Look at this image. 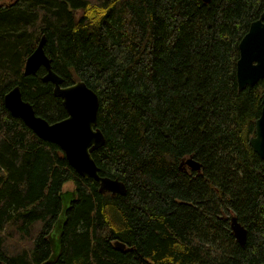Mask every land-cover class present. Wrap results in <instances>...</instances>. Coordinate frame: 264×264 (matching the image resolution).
<instances>
[{"label": "trees", "instance_id": "1", "mask_svg": "<svg viewBox=\"0 0 264 264\" xmlns=\"http://www.w3.org/2000/svg\"><path fill=\"white\" fill-rule=\"evenodd\" d=\"M2 1L0 260L47 259L58 194L71 181L62 251L46 264H264V159L248 142L264 78L238 91L235 73L238 41L264 0ZM41 34L63 82L84 79L98 94L106 140L92 154L125 194L100 191L5 107L3 94L19 84L36 114L66 115L43 66L23 74ZM189 155L199 170L179 167ZM7 230L21 246L5 245Z\"/></svg>", "mask_w": 264, "mask_h": 264}, {"label": "water", "instance_id": "2", "mask_svg": "<svg viewBox=\"0 0 264 264\" xmlns=\"http://www.w3.org/2000/svg\"><path fill=\"white\" fill-rule=\"evenodd\" d=\"M45 40V34H41L34 49L26 56L23 74H34L43 66L45 72L42 80L53 84V94L61 98L66 115L49 121L36 114L32 103L23 98L19 84L13 85L3 94L5 107L13 115L19 116L39 137L59 145L74 170L83 177L96 180L100 191L125 194V182L118 177L101 175L92 154L106 140L102 129L97 125L98 94L84 79L79 78L71 83L63 82L62 76L52 68L51 58L45 52ZM238 50L235 73L237 88L240 91L264 77V4L260 15L249 23L246 32L239 39ZM248 142L253 151L264 159V89L261 92L260 112L254 119V133L249 136ZM185 164L194 170H199L201 166L191 155L181 159L179 167L182 168ZM58 196L61 208L47 236L51 252L41 264L54 262L61 254L64 224L67 212L77 196V190L75 187L63 189ZM229 221L236 241L244 244L246 228L235 215H231ZM114 245L119 249L125 248V243L118 240L114 241ZM0 264L4 263L0 260Z\"/></svg>", "mask_w": 264, "mask_h": 264}, {"label": "rangeland", "instance_id": "3", "mask_svg": "<svg viewBox=\"0 0 264 264\" xmlns=\"http://www.w3.org/2000/svg\"><path fill=\"white\" fill-rule=\"evenodd\" d=\"M7 1H10V0H3L2 2H7ZM72 187H75L74 183L71 182V181H67L65 184H64V189H71ZM38 226V225H37ZM11 229V228H10ZM6 242H5V245H9L11 247H16L15 245H18V246H21L22 243L20 242V240L18 239V236L17 234L12 231V232H9L7 230L6 232Z\"/></svg>", "mask_w": 264, "mask_h": 264}, {"label": "flooded vegetation", "instance_id": "4", "mask_svg": "<svg viewBox=\"0 0 264 264\" xmlns=\"http://www.w3.org/2000/svg\"><path fill=\"white\" fill-rule=\"evenodd\" d=\"M263 78H264V77H263ZM263 78H261V79H263ZM259 80H260V79H259ZM259 80H258V81H259ZM24 123H25V122H24ZM25 124H26V123H25ZM26 125H27V124H26ZM27 126H28V125H27ZM32 131H33V130H32ZM33 132H34V131H33ZM34 133H35V132H34ZM36 135H37V134H36ZM37 136H38V135H37ZM61 150H62V149H61ZM186 166H187V165L185 164V167H186ZM188 167H189V166H188ZM190 168H191V167H190ZM191 169H192V168H191ZM63 189H64V187H63ZM63 189H62V190H63ZM109 193H110V192H109ZM47 236H48V235H47ZM115 240H118V239H115ZM115 240H114V241H115ZM114 241H113V243H114ZM118 241H120V240H118ZM114 246H115V245H114ZM58 258H59V257H58ZM58 258H57V259H58ZM57 259H56V260H57ZM54 262H55V261H54ZM48 263H49V262H48Z\"/></svg>", "mask_w": 264, "mask_h": 264}]
</instances>
